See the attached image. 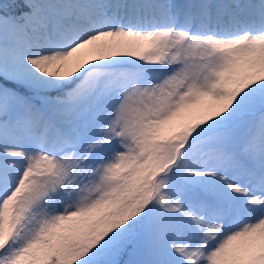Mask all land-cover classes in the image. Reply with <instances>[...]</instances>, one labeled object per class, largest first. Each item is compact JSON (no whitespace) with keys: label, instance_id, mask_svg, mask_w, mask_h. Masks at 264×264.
Here are the masks:
<instances>
[{"label":"snow or ice","instance_id":"obj_1","mask_svg":"<svg viewBox=\"0 0 264 264\" xmlns=\"http://www.w3.org/2000/svg\"><path fill=\"white\" fill-rule=\"evenodd\" d=\"M0 264H264V0H0Z\"/></svg>","mask_w":264,"mask_h":264}]
</instances>
